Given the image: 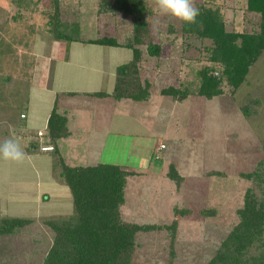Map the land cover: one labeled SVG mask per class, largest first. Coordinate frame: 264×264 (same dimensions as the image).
<instances>
[{"label": "rangeland", "instance_id": "rangeland-1", "mask_svg": "<svg viewBox=\"0 0 264 264\" xmlns=\"http://www.w3.org/2000/svg\"><path fill=\"white\" fill-rule=\"evenodd\" d=\"M145 2L152 9L151 37L161 51L151 56L140 44L132 80L137 91L148 83L149 97L137 101L108 94L111 99L103 102L73 91L107 89L108 78L114 87L116 67L131 59L130 49L55 40L50 0H0V142L13 137L26 154L22 163L0 158V217L29 220L0 233V264H43L55 234L47 221L73 212L72 195L59 177L63 164L109 163L130 171L122 219L159 226L137 232L131 264H208L239 222L247 189L260 196L257 182L244 174L264 168V50L236 88L222 79V93L211 98L163 93L167 87L197 89L201 70L215 64L209 60L211 40H187L180 20L161 13L156 0ZM198 2L217 7L229 32L259 28L261 15L248 8V0ZM59 15L62 22L77 24L85 40L125 42L131 35V17L106 11L100 0H59ZM169 26L178 30L170 32ZM214 66L211 73L222 69ZM116 100L124 101L122 114L112 125L107 122L110 132L104 133V106ZM54 103L62 113L84 105L93 112L85 141L76 142L80 131L71 134L68 122V133L55 141L46 129L38 134ZM81 111L73 109L70 117ZM49 144L53 150L41 149ZM170 164L178 180L168 176ZM259 250L264 252V233L252 253Z\"/></svg>", "mask_w": 264, "mask_h": 264}, {"label": "trees", "instance_id": "trees-1", "mask_svg": "<svg viewBox=\"0 0 264 264\" xmlns=\"http://www.w3.org/2000/svg\"><path fill=\"white\" fill-rule=\"evenodd\" d=\"M50 4V32L55 40L81 41L131 50V59L116 67V82L112 92L97 91L94 95L102 97L109 94L116 99L127 97L137 101L149 97V84L139 87L137 91L133 88L136 83L132 80L141 59L139 45L145 44L151 56H158L161 51V45L153 42L151 37L148 18L152 9L145 0H100V5L106 11L118 10L131 17V35L125 42H118L113 37L82 39L77 24L69 25L60 20L59 0H50ZM195 4L200 10L197 18L199 24L188 25L181 21L179 30L187 40L191 37L211 40L209 60L221 64L222 69L211 73L215 64L205 66L194 91L172 87L162 89L163 93L179 99L195 92L208 98L219 95L222 93V79L231 87H238L251 64L264 50V0H248V8L259 13L261 21L257 31L243 33L227 31L217 7L198 0H195ZM173 29L178 30L169 26L168 31L172 32ZM19 117L24 118L25 113ZM66 123L65 113L59 112L54 103L46 126L51 141L68 133ZM35 147L36 144L27 150L31 151ZM129 174L130 171L117 164L61 165L59 177L70 190L73 212L47 221L55 234L43 264H131L137 232L159 226L122 219L120 206L124 202V187ZM168 176L173 180L180 178L173 164L169 166ZM244 176L257 182L260 196L251 188L247 189L244 204L237 211L239 222L222 241L218 254L208 264H264V252L259 250V254L252 253V247L262 240L264 233V168L258 167ZM28 221L21 217H0V233H7Z\"/></svg>", "mask_w": 264, "mask_h": 264}, {"label": "clouds", "instance_id": "clouds-1", "mask_svg": "<svg viewBox=\"0 0 264 264\" xmlns=\"http://www.w3.org/2000/svg\"><path fill=\"white\" fill-rule=\"evenodd\" d=\"M156 4L163 14L171 15L188 25L199 24L197 18L200 15V10L195 4V0H156ZM25 157L26 154L21 144L15 138L9 137L0 142V158L22 163Z\"/></svg>", "mask_w": 264, "mask_h": 264}, {"label": "crops", "instance_id": "crops-1", "mask_svg": "<svg viewBox=\"0 0 264 264\" xmlns=\"http://www.w3.org/2000/svg\"><path fill=\"white\" fill-rule=\"evenodd\" d=\"M108 80L109 81H112V85L110 87H108L110 84L108 83V85L106 86V83H107L106 82L105 83V86L107 87V89H105V88L104 89H96V90L84 89L81 92H78V91H73V92L79 93V94H84V97L89 98V99H92V97H97L96 95L93 94L94 92H97V91H106V93H110L109 90L113 89L114 81L112 79H110V78H108ZM102 86L105 87L104 86V83L101 82V87ZM67 92L68 93H71V91H67ZM99 98H101V97H99ZM102 98H104L103 102H107L108 99H111V96L106 95V96H102ZM116 102H117L116 105L104 106V108H105V115L104 116L105 117L104 116L101 117L102 119L105 118L104 123L102 122V119H101V123H103V126H104V127H102V128H104L103 129L104 133L105 132H110V129H108V126H107V122L109 121L111 123V125H112V121L111 120H113L116 115L120 116L122 114L121 109L124 106V101L123 100H120V103H119L118 100H116ZM78 108H81L82 109V111L79 112V115L72 114V117H70L71 116V111L73 109H78ZM92 108H94V107H92ZM104 108H102V111H103ZM89 110L90 109L88 107L85 108V105L84 106H81V107H71V108H67V110L65 109V115L67 117V122H68V127H69L68 129L71 132V134H72V131L75 130V129H79L77 131H80L79 134H78V136L75 138L76 142L78 140H80L82 142H83V140L85 141V138L84 137L86 135V132L89 130L88 129V124L91 123L90 120H91V116L93 115V112H91V110L90 111ZM102 111H101V113H102ZM48 116H47V118H46V120L44 122L43 127H40L38 130L46 129ZM25 118H27V115L26 114H25ZM87 122H88V124H87ZM70 123H71V126H70ZM85 126H87V128H84ZM68 138H70V136ZM71 143H72V141H71ZM49 145H51V144H49ZM159 150H161V149H158L157 148L156 151H159Z\"/></svg>", "mask_w": 264, "mask_h": 264}, {"label": "built area", "instance_id": "built-area-1", "mask_svg": "<svg viewBox=\"0 0 264 264\" xmlns=\"http://www.w3.org/2000/svg\"><path fill=\"white\" fill-rule=\"evenodd\" d=\"M21 116H23V114H22ZM38 134H39L40 136L43 135V131H42V130H39V131H38ZM163 147H164V145L161 144L160 147H159L158 149H162ZM41 149H42V150H46V151H48V150H52V149H53V146H52V145H43V146L41 147Z\"/></svg>", "mask_w": 264, "mask_h": 264}]
</instances>
